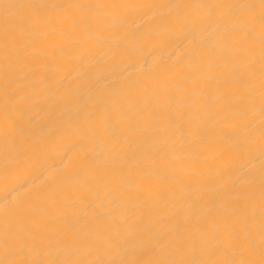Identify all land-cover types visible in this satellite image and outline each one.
<instances>
[{
    "label": "bare ground",
    "instance_id": "obj_1",
    "mask_svg": "<svg viewBox=\"0 0 264 264\" xmlns=\"http://www.w3.org/2000/svg\"><path fill=\"white\" fill-rule=\"evenodd\" d=\"M0 264H264V0H0Z\"/></svg>",
    "mask_w": 264,
    "mask_h": 264
}]
</instances>
